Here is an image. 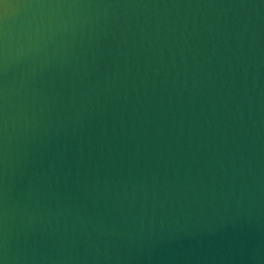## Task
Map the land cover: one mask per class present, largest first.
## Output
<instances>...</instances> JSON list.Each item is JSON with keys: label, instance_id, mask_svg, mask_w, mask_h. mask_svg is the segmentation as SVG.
I'll return each instance as SVG.
<instances>
[{"label": "water", "instance_id": "1", "mask_svg": "<svg viewBox=\"0 0 264 264\" xmlns=\"http://www.w3.org/2000/svg\"><path fill=\"white\" fill-rule=\"evenodd\" d=\"M3 264H264V0H0Z\"/></svg>", "mask_w": 264, "mask_h": 264}, {"label": "clouds", "instance_id": "2", "mask_svg": "<svg viewBox=\"0 0 264 264\" xmlns=\"http://www.w3.org/2000/svg\"><path fill=\"white\" fill-rule=\"evenodd\" d=\"M0 264H3V261L2 260H0Z\"/></svg>", "mask_w": 264, "mask_h": 264}]
</instances>
